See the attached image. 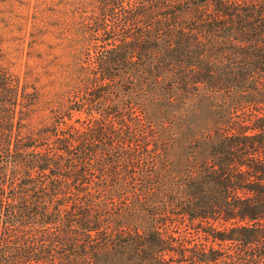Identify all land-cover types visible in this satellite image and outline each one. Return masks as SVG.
<instances>
[{"label":"trees","instance_id":"16d2710c","mask_svg":"<svg viewBox=\"0 0 264 264\" xmlns=\"http://www.w3.org/2000/svg\"><path fill=\"white\" fill-rule=\"evenodd\" d=\"M99 1L39 124L0 63V264H264V0Z\"/></svg>","mask_w":264,"mask_h":264},{"label":"rangeland","instance_id":"374dc122","mask_svg":"<svg viewBox=\"0 0 264 264\" xmlns=\"http://www.w3.org/2000/svg\"><path fill=\"white\" fill-rule=\"evenodd\" d=\"M138 0H119L134 4ZM99 0H0V63L13 75L25 80L26 69L38 99L28 112V127L39 124L55 106L57 91L73 84L72 65L85 48H74L70 23L104 18ZM87 48V47H86ZM213 98L204 95L194 107L185 135L179 137L175 152L186 154L187 140L198 131L217 123Z\"/></svg>","mask_w":264,"mask_h":264}]
</instances>
